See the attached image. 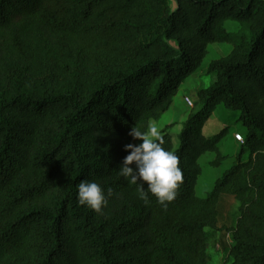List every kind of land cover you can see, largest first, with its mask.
Segmentation results:
<instances>
[{
    "label": "trees",
    "instance_id": "obj_1",
    "mask_svg": "<svg viewBox=\"0 0 264 264\" xmlns=\"http://www.w3.org/2000/svg\"><path fill=\"white\" fill-rule=\"evenodd\" d=\"M202 70L178 146L174 124L161 133L176 199L145 205L119 174L129 132ZM220 106L244 142L202 198L199 160L225 158L230 127L204 134ZM84 180L113 190L101 213L78 204ZM223 196L239 203L226 264H264V0H0V264H209Z\"/></svg>",
    "mask_w": 264,
    "mask_h": 264
},
{
    "label": "rangeland",
    "instance_id": "obj_2",
    "mask_svg": "<svg viewBox=\"0 0 264 264\" xmlns=\"http://www.w3.org/2000/svg\"><path fill=\"white\" fill-rule=\"evenodd\" d=\"M214 55L218 56L227 52L226 47L216 46L212 49ZM212 60L209 55L205 58L204 64L207 65ZM204 71L193 74L186 82H184L170 110L160 119L154 121L159 127L161 133L163 129L171 124L175 126L169 128V132L173 135L175 146H178V135L181 133L183 123L188 119L196 98L197 90L201 87H208L212 80L211 76L204 75ZM235 116H232L223 107H218L210 119L207 121L204 134L207 137L220 133L225 127H230L228 136L220 144V154L225 156L221 165H211L216 160L215 153H207L201 157L199 164L202 174L197 180L196 193L199 197H206L213 189L218 178L232 166L236 154L239 152L238 142L234 139L235 135L243 134L244 128L242 124L235 123ZM138 143H142L139 141ZM247 157L245 156V159ZM219 219L218 230L208 231L207 250L209 256V264H226L231 262L229 252L233 245L232 235L228 231L234 228L239 217V203L232 196H223L219 203ZM226 229V230H225Z\"/></svg>",
    "mask_w": 264,
    "mask_h": 264
},
{
    "label": "clouds",
    "instance_id": "obj_3",
    "mask_svg": "<svg viewBox=\"0 0 264 264\" xmlns=\"http://www.w3.org/2000/svg\"><path fill=\"white\" fill-rule=\"evenodd\" d=\"M129 135L142 143L125 145L128 154L119 169L120 176L126 178L130 184L138 185V198L144 201L145 205L150 204L151 193L157 203L166 208L176 199L183 181L180 158L164 147V138L155 124H150L146 130L134 126ZM132 165H135V168ZM145 182L147 190L144 188ZM77 188L78 204L87 206L96 213H101L107 207L109 197L113 195L111 188L105 193L104 188L95 181L84 180Z\"/></svg>",
    "mask_w": 264,
    "mask_h": 264
},
{
    "label": "built area",
    "instance_id": "obj_4",
    "mask_svg": "<svg viewBox=\"0 0 264 264\" xmlns=\"http://www.w3.org/2000/svg\"><path fill=\"white\" fill-rule=\"evenodd\" d=\"M235 139L238 141V142H241V143H243L244 142V139H243V137H242V135H235Z\"/></svg>",
    "mask_w": 264,
    "mask_h": 264
}]
</instances>
